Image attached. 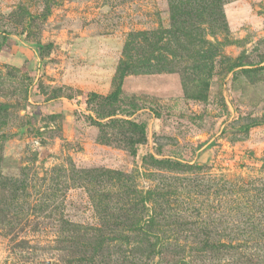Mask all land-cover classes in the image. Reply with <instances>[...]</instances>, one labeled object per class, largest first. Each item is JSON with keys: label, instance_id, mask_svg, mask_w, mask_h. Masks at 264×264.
<instances>
[{"label": "rangeland", "instance_id": "rangeland-1", "mask_svg": "<svg viewBox=\"0 0 264 264\" xmlns=\"http://www.w3.org/2000/svg\"><path fill=\"white\" fill-rule=\"evenodd\" d=\"M0 264H264V0H0Z\"/></svg>", "mask_w": 264, "mask_h": 264}]
</instances>
